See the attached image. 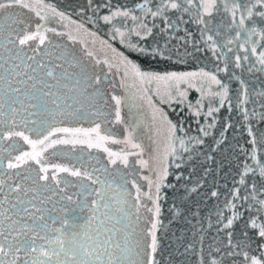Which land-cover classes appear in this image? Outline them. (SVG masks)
<instances>
[{
  "label": "snow or ice",
  "instance_id": "snow-or-ice-1",
  "mask_svg": "<svg viewBox=\"0 0 264 264\" xmlns=\"http://www.w3.org/2000/svg\"><path fill=\"white\" fill-rule=\"evenodd\" d=\"M91 2V0H89ZM41 7H49L44 0H39ZM149 0H144V3L139 4L138 7L144 12V18L132 15L130 10H120L111 12L110 15H104L102 17L105 23L111 24L115 17H130L131 20L137 24L136 27L129 28L127 32L122 31L120 27L113 25L112 39L119 38V43L123 45L127 52L118 51L107 41H101L102 44L115 54L117 60L113 65L107 60L104 63L108 64L109 68L116 67L119 72L123 70L122 83L128 79L133 81L132 86L137 87L139 93L138 98L140 100H146L149 109L151 110L150 127L155 131L157 137L163 140V161H167L169 156L179 159L177 155L178 149L185 152L189 151L186 146L184 137L178 135V132L184 131L183 127L174 123L168 116V113L164 108L159 105H171L173 103H185L187 107L192 110L193 115L197 118L201 116L205 117L207 121L211 118L210 122L199 127V131L204 136H208L212 129L216 126L217 117L216 114L220 112V109L225 106V101L229 100V88L228 85L223 83L213 73L206 71L199 72H178V71H145L142 70L141 64L133 59V56L139 58L156 59L161 57L169 59L165 54L156 48H149L142 45L138 41L133 39V36L138 37L139 40H146L147 37L152 35V27H149L146 22L147 17L151 16L153 20L160 18L164 20L169 26H172L167 13L169 11H175L177 13H190L193 0H159L154 7H149ZM188 5V6H185ZM27 8L29 11H35L36 17L40 20H48V16L42 15L38 9H33L25 2V0H0V35H3L5 23L10 29L7 37V43L11 44L15 48V58L22 60L19 56V52L23 51V46H30V42L38 41L39 45H43L48 36V32L56 33L55 28H49L47 26H41L37 24L34 31L28 30L27 26L23 29L13 28L12 25L26 24V22L17 16L13 11L15 7ZM217 0H200V7L203 9V14L208 16L212 15L214 9H216ZM264 0H249V3L241 4L237 0H224V11L231 12L232 25H235L236 38L240 37L241 32H244L247 37L256 34L257 30L254 26L249 28L246 26V20H253L254 16H258L261 20H264ZM240 11V16L237 21V12ZM51 12L54 16L64 17L63 12L57 11L54 7L51 8ZM182 19V17H178ZM194 22L204 25L201 30L200 40H193V47L196 51H210L212 56L220 59V56H224V68L223 71H228L229 57L223 52L224 48L228 47L233 40L229 38L227 43H220L212 34L214 32L216 36L220 35L219 30L209 28L208 23L205 22L199 9L196 12ZM232 25H229L231 27ZM83 27V25H80ZM85 31H87L85 29ZM59 34V33H57ZM264 38V32L259 33ZM95 35V33H91ZM191 33H187V36L191 37ZM13 36L15 39H13ZM185 48H187L188 40L185 38ZM249 42L245 39L244 44ZM203 44L205 47H199ZM244 44L241 47H244ZM35 50V48L33 49ZM231 51V48H228ZM247 51V49H245ZM253 55L257 53V47L253 42L251 48ZM186 55L191 53L185 52ZM92 55L91 52L88 53ZM28 60H33L34 57H27ZM244 60H248V56L243 57ZM259 63L262 66L259 70L264 71V51L259 53ZM235 66L239 68L241 57L236 56ZM100 61H97L99 63ZM8 61H3L0 58V69H3L7 75H0V88L3 84L8 85V89L0 93V108L4 106L3 96L12 94L10 110L12 112L11 128L0 132V141L12 140L13 137H20L22 140L31 146V151H21L19 155H16L13 160H9L8 169H18L22 165H28L29 161H34L39 165L38 180H49V169H52L51 180L55 181L57 185L61 184V180L57 178V173H68L73 177L81 178L78 187V191L74 193L77 200L73 202V195L65 193L60 197V200L69 202L66 205H62L59 210L55 207L47 209L38 206L33 203L37 199L33 196L32 199L25 202L17 197L15 203H9L7 208L4 207L8 202V197L5 196L3 200H0V264H158L156 260V253L158 251L159 243L157 238L158 227L162 224L160 220L161 206L160 190L168 176V167L166 164L156 173L155 180L144 177L148 180L149 191L142 192L141 187L133 182V187L136 189V196L134 205H131L127 210L121 207L115 208V213L119 215L109 214V201L112 197L106 189H111V184H108L106 179L101 180V169L93 167L91 172L87 170L86 165L83 163L84 157L81 155L77 157V162L81 163V168L75 166L69 167L64 164H49L48 158L45 153L51 149V156H56L59 153L58 145H72L75 148L76 145H86L88 149L102 148L104 152L108 153L109 162L113 165L117 163V159L120 160L125 166L128 164L129 155H142L144 148L141 143L135 141V136L132 130L127 131V136L123 141L115 140L111 134H102L100 124H96L95 127L89 129L80 128H56L53 131L48 132L43 138L31 139L29 135L25 134L23 130H16V117L21 112L27 113L26 116H21V122L25 128L28 124V116L35 113L28 112L29 108H36L43 112H48L50 109L47 107L49 103L55 105V110H59L62 115L63 108L61 106V90L67 89L68 91H77L78 86L81 83L80 79H72L75 73H69L62 64H53L51 67L47 64L37 63L36 68H32V65H26L28 68H32V72L35 73L37 68L43 70V75L37 78L35 75H30L27 72L24 75L26 80H21L20 87H12V81L14 78L20 75L18 71L20 64L13 62L10 67L5 68ZM221 70V69H218ZM66 80H71V84L63 83ZM28 81H32L28 84ZM94 83L100 84V78L95 77ZM205 84H215L218 90L212 91L211 88L205 90ZM39 85V86H38ZM126 86V85H125ZM195 90L200 93V99H197L195 103L189 101V91ZM87 91V89H84ZM99 94V89H96ZM260 97L261 108L264 109V92L258 93ZM208 98L209 103L205 110L204 99ZM132 100V106H136L137 96L130 94ZM155 98V99H154ZM218 106H214L217 103ZM112 99L117 105L116 109V121L122 122L120 113L121 98L113 95ZM158 101V103H157ZM79 101H77L78 103ZM64 105L72 109L67 113L69 116H75L76 110L72 108V105L68 104L67 99L63 101ZM19 104V109L16 105ZM229 107L231 105L229 104ZM253 115L256 113L253 112ZM260 120L264 121V111L259 113ZM243 118L249 119V113L247 109L244 110ZM7 123V121L5 122ZM35 124V121H32ZM200 121L197 119V124ZM135 127V126H133ZM227 127H231V124H227ZM225 128V131H226ZM61 132L69 134V138H51L55 133ZM248 134L251 137V143L254 146L251 153H245V160L241 161L237 167L242 168L238 172V186H234L230 189L231 196L225 199L224 208L230 210L229 216H224L222 210L216 213V223L222 227L216 228V235L212 238L206 239L203 224L199 228V237H196V232L193 233L194 240L187 244L184 254H190V259L187 264H264V158H258L256 145L264 146V133H261L259 139L253 134L252 128L248 127ZM39 136V130H37ZM221 139L217 141V146L223 143L224 131L220 133ZM190 141H195L197 145H203L204 139L201 137H190ZM111 141L113 143H124L131 149L139 150L138 152H124L117 153L111 151L109 148L104 147V142ZM158 147L156 152L159 154V140L154 141ZM8 149L16 150L15 143L9 144ZM8 149L0 147V154ZM243 151V149L241 150ZM10 154V153H9ZM115 157V158H114ZM211 159V157H209ZM248 159H251L253 163H248ZM141 164L147 166V161L141 160ZM176 167H180L176 164ZM84 169V170H82ZM104 171H107L105 169ZM180 177H177L179 179ZM90 181L91 183H85ZM63 183L66 186H73L71 181L64 180ZM100 184L101 187L93 188L92 185ZM4 181L0 180V189L3 188ZM155 188V196H153L151 189ZM47 190V186H45ZM13 192H23L24 196L28 195L27 189H21V186L17 184L11 189ZM61 192L65 190L60 189ZM193 192L196 188L192 189ZM217 191H212V197H218ZM147 197L148 201H151L152 207H148V204L141 199V197ZM89 197L91 199V205H89ZM51 199V197H47ZM237 202H240L239 204ZM40 205L44 204V199L40 200ZM121 201H117V204ZM127 205V200L122 201ZM141 208H144L146 212L152 214L151 227L147 229V233L151 238L150 244L147 248L149 252H145L142 246V232L134 240H130L129 236L132 233H128L124 237V243L117 238L113 233H119L120 229L111 227L103 230L101 226L104 224V219L98 216L97 213L103 209L102 216L107 217L109 220H115V224L119 225L123 221L129 219V213L135 216V220L142 219L139 215ZM134 209V212L132 210ZM242 209V210H241ZM88 211L89 215L83 217L77 215V213H83ZM51 212H57V216L50 215ZM247 213V215H245ZM62 214V215H61ZM60 223V227L53 228L52 225ZM95 223V228L93 224ZM239 224L240 230L237 232L236 226ZM131 227V225H128ZM213 224L211 220L208 221V228L211 229ZM82 229V230H81ZM135 229H133V232ZM224 232L226 242L220 237V233ZM255 253V254H254ZM147 256V259L144 257Z\"/></svg>",
  "mask_w": 264,
  "mask_h": 264
},
{
  "label": "water",
  "instance_id": "water-1",
  "mask_svg": "<svg viewBox=\"0 0 264 264\" xmlns=\"http://www.w3.org/2000/svg\"><path fill=\"white\" fill-rule=\"evenodd\" d=\"M25 2L31 8L40 10L42 15L48 16V20H42L45 26L55 28L62 33L65 32L70 38L79 41L97 61L107 60L113 65L117 62L115 54L101 41H107L118 51L127 52L126 48L119 43L118 37L116 40L112 39L113 25L127 32L129 28L136 27L137 24L130 17H115L113 22L108 24L103 21L102 17L120 9L130 10L132 15L144 18V12L138 7L139 4L144 3V0H91V2L89 0H44V3L49 5L46 8L41 7L39 0H25ZM158 2L159 0H149L148 6L154 7ZM237 2L245 4L249 3V0H237ZM53 7L57 11L63 12L64 17L54 16L51 12ZM198 9L205 22L208 23V27L220 32L219 36H216L214 32L208 34H212L214 39L222 44L227 43L229 38L233 40L227 48L223 49V52L229 57L227 72L222 70L224 68L223 55L217 59L212 56L210 51H196L193 47V40H200L201 30L204 28V25L194 22ZM167 15L169 21L174 22L171 27L164 20L160 18L153 20L149 16L146 20L149 27H152L153 24L156 25L153 27L152 35L143 41L133 36V39L142 45L156 48L166 57H170L169 59L161 57L148 59L133 56V59L141 64L142 70L159 72H199L203 70L215 74L229 88V100L225 101V106L216 114V126L208 130L210 132L208 136H204L199 131V127L206 126L211 118L206 121L204 116L195 117L192 110L187 107V102L173 103L170 106L159 105L164 108L174 123L183 127L184 131L178 132V135L184 137L186 146L189 148V151L185 152L177 144V155L180 158L169 156L167 161H163L164 142L156 136L155 131L150 127L151 110L147 101L138 98V86L133 87L131 79L123 82L122 110L127 118L128 126L147 154L150 178L155 180L156 173L164 164L168 167L169 174L161 186L159 194L162 224L157 230L159 247L156 260L158 264H187L190 254H184V251L188 243L199 237L200 225L203 224L206 229V239L210 240L212 236L216 235V228L222 227L216 223V213L222 210L224 216L231 214L229 209L224 208L225 199L231 196L229 190L238 186L237 174L242 168H238L237 165L245 160V153L250 154L254 147L248 134V127L252 128L257 139L261 133H264V121H261L259 116V113L264 109L261 108L258 95V93L264 92V71L259 70L262 66L258 59L259 53L264 51V38L259 34L264 32V20L258 16H254L253 20H246V26L249 28L253 27L254 21L256 34L249 38L244 32H241L240 37L236 38L237 29L235 25H232L231 12L224 11V0H217L216 9L213 10L211 16L203 14L200 0H193L190 13L169 11ZM239 16L240 11L237 12V21ZM178 17H182V19H178ZM229 25L232 26L229 27ZM91 33H95V35L93 36ZM187 33H191V37L187 36ZM182 37L188 40L187 48H185ZM245 39L249 40L247 44H244ZM253 42L257 47L255 55L251 52ZM242 44L244 47H241ZM199 47L204 48L205 46L200 44ZM228 48H231L230 52ZM186 51L191 54L186 55ZM245 55L248 56V60L243 59ZM236 56L241 57L239 68L235 66ZM120 71L123 74V70ZM208 88H211L212 91L218 90L215 84H205L206 91ZM130 94L137 96L135 107L132 106ZM188 99L195 103L197 99H200V93L194 89L190 90ZM208 103L209 100L206 97L204 99L205 110ZM214 106H218V98ZM245 109L249 113L248 120L243 118ZM253 112L256 114L253 115ZM197 119L200 121L199 125ZM227 124H231V127L226 128ZM222 131H224L223 143L217 146ZM197 136L204 139L203 145H197L194 140H189L190 137ZM157 140H159V154L156 152L158 145L154 143ZM255 147L258 158H264V146L257 144ZM242 149L243 151H241ZM248 163L253 162L248 159ZM176 164H179L180 167H176ZM177 177L180 178L177 179ZM193 188H196L195 192L192 191ZM151 191L155 196L154 187ZM212 191H217L218 197H212ZM152 206L150 202L149 207ZM209 219L213 224L211 229L208 228ZM151 220L152 217L148 229L151 227ZM236 230L239 232V224H237ZM194 232H196L195 238ZM220 237L226 242L223 231L220 233ZM150 242L151 238L149 244Z\"/></svg>",
  "mask_w": 264,
  "mask_h": 264
},
{
  "label": "flooded vegetation",
  "instance_id": "flooded-vegetation-1",
  "mask_svg": "<svg viewBox=\"0 0 264 264\" xmlns=\"http://www.w3.org/2000/svg\"><path fill=\"white\" fill-rule=\"evenodd\" d=\"M10 11H13L26 22V24H14L12 25L13 28L23 29L27 26L28 30L34 31L37 24H40L42 27L45 26L42 20L36 17L34 11H29L27 8L18 6ZM3 19L5 18H0V20ZM9 32L10 29L5 23L3 35H0V58H2L3 61H8L5 68L10 67L13 62L20 64L18 70L20 75L13 79L12 87L21 86L19 82L27 79L24 75L25 72L30 75H35L37 78L42 77V69L37 68L35 73L32 72V68H36L37 63L47 64L49 67L53 64H62L68 69L69 73H75V76H73L72 79L81 80L77 91H68L67 89L61 90L60 103L63 112L65 113L64 115H62L59 110H55V105H52L51 103L47 105L50 109L48 112H43L36 108H29L28 112L35 114L27 117V128H25L21 122V116H26L27 113L21 112L20 115L16 117V130L25 131V134L29 135L31 139H42L44 135H47L48 132L53 131L56 128L89 129L95 127L96 124H100L102 134L113 132L111 129L114 126V121L111 119V121L108 122L102 117V112L104 110L102 103L104 100H111L114 94L110 91L111 88L106 87L104 89L100 87L101 84L96 85L94 83V78L99 77L108 80L111 74L121 78V71L118 72L114 66L109 68L108 64L103 61L97 63V60L92 55H88L89 51L85 50L79 41L70 38L65 32L62 33L57 30L56 33L48 32L46 34L48 40H46L43 45H39L38 41H32L30 42V46H23V51L19 52V56L23 59L17 60L15 58L14 46L7 43ZM13 39H15L14 36ZM34 48L35 50H33ZM27 57H34V59L28 60ZM26 65H32V68H28ZM0 75H7V73L3 69H0ZM31 83L32 81H28V84ZM63 83L71 84V80H66ZM7 89L8 85L3 84L2 88H0V93H3V91ZM84 89H87V91H84ZM96 89H99V94H97ZM115 95L117 96V94ZM11 98L12 94L3 96L4 106L0 108V132L11 128L13 115L10 110ZM120 98H122V96ZM65 99H67L68 104L72 105V108L76 110L77 114L75 116L67 115L72 109L64 105L63 101ZM77 101L79 102L77 103ZM114 105L116 111L117 105L115 101ZM16 107L19 109V104H17ZM121 107L122 105H120V113L124 125H119L120 129L117 133H115V131L113 132V139H117L118 137L125 138L127 136L126 128L131 130ZM6 121L7 123H5ZM32 121H35L36 123L33 124ZM37 130H39V136L37 135ZM51 138H69V134L57 132ZM13 139H16L18 142V144H15V151L8 149L9 144H11L9 143L10 140L0 141V147L8 149V151L0 154V180L4 181L3 188L0 189V200H3L5 196L8 197V202L5 203L4 207L7 208L9 203H15L17 197L27 202L32 199L33 196H36L37 199L33 201V203L47 209L55 207L59 210L62 205L69 203L60 200V197L65 195V193L73 195L72 203L74 204L77 200L74 193L79 190L75 185H79L81 178L73 177L68 173H57V178L61 180V184L57 185L55 181L51 180L53 174L51 173L48 174V181L38 180V175L43 174L39 173L40 166L35 164L34 161H29L28 165H22L18 169H8L7 165L9 160H13L14 162V157L19 155L21 151H31V146L25 143L22 138L13 137L12 140ZM135 141L138 142L136 138ZM116 144L117 143L113 142H104V147L117 153L133 152L135 150L125 144H122L123 148L121 147L122 149H120V146H115ZM57 148L60 151L56 156L50 155L52 151L51 149L49 152L45 153L49 164L58 163L69 167L75 166L76 168H81V163L77 162V157L82 155L84 157L83 163L86 165L89 172H91L93 167L101 169L100 173H98L101 180L104 181L106 179L107 183L111 184V189H106L112 197V200L109 201L108 209L110 215H119V213H115L114 211L116 207H121L122 209L127 210L131 205L136 203V189L133 187V182L141 187L142 192L149 191L148 180L144 179L146 176L150 178L149 170L147 166L140 163L141 160L147 161V154L145 151L142 155H139L140 157H138V155H131L134 159L129 155L128 164L125 166L119 159H117L115 165L111 164L109 162L108 153L104 152L102 148L88 149L86 145H76L75 148H73L72 145H58ZM136 151L138 152L139 150ZM105 169H107V171H104ZM51 171L52 169L50 168L49 172ZM64 180L71 181L73 186H66L63 183ZM85 183L90 184L91 182L85 181ZM17 184L21 186V189L28 190L27 196H24L23 192L11 191V189ZM45 186H47V190H45ZM92 187L97 188L101 187V185H92ZM61 188L65 191L61 192ZM47 197H51V199L49 200ZM41 199H44L43 205H40L39 203ZM91 199H93V197H89V205H91ZM141 199L148 204V207L150 206L151 201H148L147 197L142 196ZM123 200H127V205L122 203ZM117 201H121V203L117 204ZM103 211L104 210L101 209L100 212L97 213L98 216H101V218L104 219V224L101 226L102 234L104 229L111 227L119 228L120 232L118 234H113L124 243V237L128 233H132V235L129 236V239L134 240L137 235H140L142 232V246L144 247L145 252H149L147 245L149 244L150 236L147 233V229L152 217L151 213H148L144 208H141L139 213L142 217L141 220L136 221L135 216L132 215V213H129V219L117 225L115 224V220H109L107 217H103ZM132 212H134V209ZM50 215L56 217L57 212H51ZM77 215L87 217L89 213L85 210L83 213L78 212ZM129 224L131 227L128 226ZM52 227H60V223L57 222L52 225ZM93 228H95V223L93 224ZM133 229H135L134 232ZM144 258L147 259V256Z\"/></svg>",
  "mask_w": 264,
  "mask_h": 264
},
{
  "label": "rangeland",
  "instance_id": "rangeland-1",
  "mask_svg": "<svg viewBox=\"0 0 264 264\" xmlns=\"http://www.w3.org/2000/svg\"><path fill=\"white\" fill-rule=\"evenodd\" d=\"M101 73H103V72H101ZM122 75H121V78H119V77L113 76L111 74L108 80L105 79V78H100V84H101L100 87H102L104 89L106 87H109V88H111L110 91L112 92V94H114V95L117 94V96L121 97L122 96L121 92H122V88H123V86H122L123 85V83H122ZM102 106H103V109H104L103 112H102V117H104V119H106L108 122H110L111 119L114 121V126H113L114 129L112 127L111 130H113V132L115 131V133H117V131L120 129L119 125H124V124H123V119H122V122H117L116 121V115H115L116 111L114 109V106H115L114 105V100L112 98H111V100H108V99L104 100L103 103H102ZM121 109H122V107H121ZM113 132L112 133L108 132V134H111V136L113 137ZM124 139H125L124 137L123 138L122 137H118L115 140L123 141ZM106 142L111 143V141H106ZM9 143L18 144L16 139L10 140ZM122 144H124V143H117L115 146H120V149H122L123 148ZM134 151H136V150H134ZM130 157H131V155H130ZM138 157H140V156L138 155ZM132 159H134V158H132ZM51 173H52V171L49 172L48 174H51Z\"/></svg>",
  "mask_w": 264,
  "mask_h": 264
}]
</instances>
